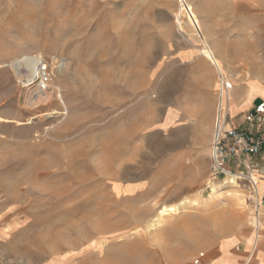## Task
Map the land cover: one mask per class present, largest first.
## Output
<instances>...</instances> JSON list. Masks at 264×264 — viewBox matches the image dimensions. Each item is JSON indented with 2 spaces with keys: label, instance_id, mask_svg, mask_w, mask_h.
Masks as SVG:
<instances>
[{
  "label": "rangeland",
  "instance_id": "obj_1",
  "mask_svg": "<svg viewBox=\"0 0 264 264\" xmlns=\"http://www.w3.org/2000/svg\"><path fill=\"white\" fill-rule=\"evenodd\" d=\"M189 4L215 39L232 32L230 20L254 38L258 16L264 57V0ZM184 5L180 13V0H0V264H163V228L175 217L198 216L180 224L210 237L251 220L246 192L214 179L210 166L197 188V170L163 162V149L190 147L189 133L142 125L159 113L152 68L163 37L189 24L201 40ZM35 55L55 59L50 94L33 102L19 71L27 63L32 78ZM176 204L158 224L163 206Z\"/></svg>",
  "mask_w": 264,
  "mask_h": 264
},
{
  "label": "crops",
  "instance_id": "obj_2",
  "mask_svg": "<svg viewBox=\"0 0 264 264\" xmlns=\"http://www.w3.org/2000/svg\"><path fill=\"white\" fill-rule=\"evenodd\" d=\"M183 2L187 12L184 14L197 29L201 40L190 33L189 24H186V33L173 32L171 38L163 37V54L152 68L156 78L152 92L157 103L155 111L159 113L153 114L151 120L144 116L142 125L150 122L152 125L147 131H163V135L172 130L189 133L187 141L190 147L163 149V162L165 157H175V167L190 166L197 170L192 172H195L193 180L198 182L193 186L198 188L209 174L211 141L220 102L218 86L223 76L232 84L221 101V105L228 108L230 123L264 131V123L253 126L247 120L248 111L264 101L263 42L258 38V16L250 29H256L254 38L248 35V26L232 28L230 20L225 30L232 32L215 39L204 12L199 7L194 9L202 13L200 23L189 4H206L208 0ZM163 9L167 8L163 5ZM206 44L214 52L218 65L206 55ZM150 92L148 90V96L143 95V99L149 97ZM258 161L261 167L258 187L264 198V150ZM122 187L130 192L137 186L130 183ZM199 219L194 215H180L163 228V264H194L196 258L207 264H264V211L260 213L257 231L251 218L242 220L240 227L230 233L211 237L196 227L198 225L183 227L180 224L183 220L194 222Z\"/></svg>",
  "mask_w": 264,
  "mask_h": 264
},
{
  "label": "built area",
  "instance_id": "obj_3",
  "mask_svg": "<svg viewBox=\"0 0 264 264\" xmlns=\"http://www.w3.org/2000/svg\"><path fill=\"white\" fill-rule=\"evenodd\" d=\"M29 59L33 61L35 70L29 79L25 67L27 63L22 65L19 71L22 87L28 90L33 102L45 100L51 91V61L55 57L35 55ZM225 83L226 87L219 89L220 102L211 145L210 173L214 179L224 180L246 192L245 204L251 209V219L257 231L260 213L264 211V198L258 187V174L261 171L258 160L264 150V131L230 123L228 108L221 105V101L227 96L232 84L229 81L223 83L220 79V87ZM247 120L253 126L264 123V101L248 111ZM194 264L207 263L196 258Z\"/></svg>",
  "mask_w": 264,
  "mask_h": 264
},
{
  "label": "bare ground",
  "instance_id": "obj_4",
  "mask_svg": "<svg viewBox=\"0 0 264 264\" xmlns=\"http://www.w3.org/2000/svg\"><path fill=\"white\" fill-rule=\"evenodd\" d=\"M180 1H181V11L183 12L184 11L183 0H180ZM179 20H180V24H181V19H179ZM204 51H205L206 55H208L209 58H211L216 64L218 63L217 59L215 58L214 52L210 48L208 50L205 49ZM34 69H35V67H34ZM33 71L34 70L31 67L30 68V75L32 77H33ZM222 80H223V83H224L225 82L224 78ZM225 87H226V83H225ZM221 89H223L222 86H221ZM187 201H188V199L182 201V204H185V202H187ZM179 210H180V208H179V206L177 204L176 205H170V206H167V205L163 206V208L160 210V215L157 217V221H159L158 224L161 223V221L165 218V216H168L170 214H177L179 212Z\"/></svg>",
  "mask_w": 264,
  "mask_h": 264
}]
</instances>
